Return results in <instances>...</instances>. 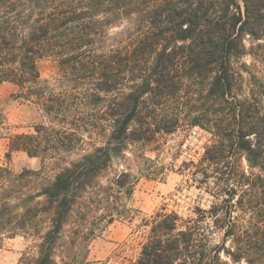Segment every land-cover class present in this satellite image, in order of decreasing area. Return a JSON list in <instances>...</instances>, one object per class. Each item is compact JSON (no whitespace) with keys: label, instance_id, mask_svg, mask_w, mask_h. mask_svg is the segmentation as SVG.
<instances>
[{"label":"trees","instance_id":"trees-1","mask_svg":"<svg viewBox=\"0 0 264 264\" xmlns=\"http://www.w3.org/2000/svg\"><path fill=\"white\" fill-rule=\"evenodd\" d=\"M45 58L55 82L41 76ZM260 63L264 0H0V85H16L42 114L34 131L8 136V156L23 151L41 166L0 165V248L21 235L37 240L19 264L85 260L97 233L127 216L138 182L123 170L104 184L113 160L132 142L214 124L220 139L200 167L219 201L196 217L147 219L134 264H264Z\"/></svg>","mask_w":264,"mask_h":264},{"label":"rangeland","instance_id":"rangeland-1","mask_svg":"<svg viewBox=\"0 0 264 264\" xmlns=\"http://www.w3.org/2000/svg\"><path fill=\"white\" fill-rule=\"evenodd\" d=\"M120 29L119 26L112 31ZM245 43L249 48V38ZM242 61L251 64L254 59L247 54ZM39 68L43 79L56 81V62L52 58L40 60ZM258 75L264 79V63H260ZM245 76L244 88L241 90L243 97L250 94L247 86L250 77L248 74ZM17 90V86L12 83L0 85V113L5 121V126L0 130V165L9 167L13 174H19L25 168L39 169L41 166L40 158L30 157L26 152L15 151L11 156L7 154L10 134L32 132L33 126L42 121L41 112L32 102L15 97ZM219 139L217 126L208 124L182 126L172 134L161 136L154 143H130L125 152L113 160L103 177V183L107 184L115 174L129 170L138 179L132 197L125 198L127 216L117 217L114 223L106 225L97 233L89 243L85 260L80 261V253L77 260L71 263L134 264L150 229L145 224L147 219L162 211L176 212L184 219L196 217L197 208L209 209L214 202H218L219 199L213 194L215 176L210 175L206 179L200 163L207 146ZM240 167L249 170L244 157L241 158ZM66 236L69 241L70 233ZM36 240L21 235L6 239L0 248V264H19L25 253L36 251ZM222 258L229 260L225 254H222ZM59 262L68 264L61 260ZM238 264L247 262L243 260Z\"/></svg>","mask_w":264,"mask_h":264}]
</instances>
